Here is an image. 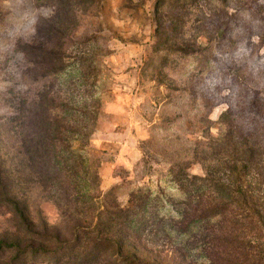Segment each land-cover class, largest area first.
<instances>
[{
    "label": "rangeland",
    "instance_id": "374dc122",
    "mask_svg": "<svg viewBox=\"0 0 264 264\" xmlns=\"http://www.w3.org/2000/svg\"><path fill=\"white\" fill-rule=\"evenodd\" d=\"M45 1L53 3L0 0V122L24 98L25 107H33L42 86L54 81H38L44 65L22 52L25 44L40 46L37 24L55 13V1ZM60 3L64 48L85 75L76 93L89 96V104L80 106L99 108V117L90 140L74 142L85 159L81 178L70 171L61 180L45 167L39 174L33 153L11 155L14 190L30 220L63 240L73 239L77 225L98 226L100 237L124 243L121 257L136 253L150 264H180L190 254L187 264H207L194 250L201 241L177 245L170 220L138 218L129 225L112 219L107 208L128 207L138 190L179 196L169 181L172 166L200 175L208 167L223 177L241 144L264 152V0ZM96 94L100 102L92 103ZM251 172L252 253L255 264H264V223L257 216L258 210L264 214V184L257 167ZM0 212V236L6 237L18 223ZM46 247L56 250L58 244ZM86 250L81 246L60 264H85ZM114 255L109 251L95 264H113ZM50 258L28 264H56Z\"/></svg>",
    "mask_w": 264,
    "mask_h": 264
},
{
    "label": "trees",
    "instance_id": "16d2710c",
    "mask_svg": "<svg viewBox=\"0 0 264 264\" xmlns=\"http://www.w3.org/2000/svg\"><path fill=\"white\" fill-rule=\"evenodd\" d=\"M52 1H55V13L41 18L37 24L36 36L40 46L33 45L35 42L25 44L22 52L25 56L35 55L37 60L34 62L44 65L38 81L51 78L54 81L42 86L33 107L27 109L24 98L19 101L17 112L0 122V210L4 209L18 223L7 231L9 235L0 236V264H28L29 260L47 254L52 256L51 261L60 264L81 246L87 249L83 255L85 264L99 262L109 251L118 254L113 256V264H150L136 253L121 257L119 252L123 251L124 243L113 236L100 237L98 226L93 229L75 226L71 240L37 230L23 198L14 190L13 168L10 166L14 152L20 155L33 153L39 174L45 167L44 171L52 173L54 170L53 175L61 180L66 174L70 178V171L81 178L79 167L85 159L74 148V142L89 141L99 117V108L85 106L89 104V96L76 93L77 85H85L84 70L71 63V57L67 55L65 33L59 24L61 0ZM100 99L101 96L96 94L91 101L96 103ZM82 104L85 105L80 106ZM13 137L17 140L11 145L9 140ZM12 148H15L13 152ZM237 152L240 156H236L233 163H226L227 174L223 177L208 167L200 175L188 172L185 167L172 166L169 181L179 196L161 189L158 192L133 191L128 207L107 208V212L112 219L129 225L138 222V218L151 217L152 221L159 222L170 220L176 224L172 230L178 234L177 245L186 248L190 239L201 241L200 246L193 249L200 250L198 253L204 256L207 264H255L251 238L256 212L251 170L253 167L259 169L261 179L258 182L263 185L264 152L256 146H248L247 142L241 144ZM70 159L73 164L69 163ZM257 216H261L264 223V214L260 210ZM197 237L200 238L195 239ZM55 242L58 244L56 250L46 247ZM189 255L183 254L180 264L190 263Z\"/></svg>",
    "mask_w": 264,
    "mask_h": 264
}]
</instances>
